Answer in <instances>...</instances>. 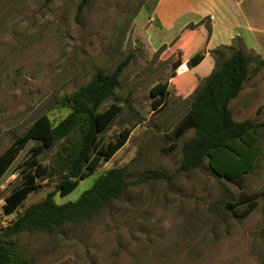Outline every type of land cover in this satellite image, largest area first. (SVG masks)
I'll use <instances>...</instances> for the list:
<instances>
[{"label":"rangeland","instance_id":"rangeland-1","mask_svg":"<svg viewBox=\"0 0 264 264\" xmlns=\"http://www.w3.org/2000/svg\"><path fill=\"white\" fill-rule=\"evenodd\" d=\"M79 1L0 0V153L40 115L52 125L62 120L70 111L67 95L123 62L119 84L101 106L117 102L122 109L99 137L106 144L123 127L130 134L67 195L57 190L58 177L37 178L40 187L6 215L4 197L20 185L24 165L33 157L51 164L64 140L52 148L27 142L0 174V229L46 194L54 193L57 204L72 201L105 170L124 167L126 192L89 220L12 238L30 264H264V127L256 133L261 153L238 180L218 176L207 158L177 171L193 130L174 139L173 131L199 78L191 69L177 74L176 67L188 60L181 40L196 29L160 46L180 33L181 24L155 31L150 16L157 0H89L77 12ZM253 48L264 58V47L256 42ZM162 82L169 83L166 94L152 95ZM263 104L264 66L230 101L233 118L261 123ZM150 169L170 178H144ZM250 195L255 206L244 215L248 204L241 201Z\"/></svg>","mask_w":264,"mask_h":264},{"label":"trees","instance_id":"trees-1","mask_svg":"<svg viewBox=\"0 0 264 264\" xmlns=\"http://www.w3.org/2000/svg\"><path fill=\"white\" fill-rule=\"evenodd\" d=\"M88 2L80 0L77 12ZM186 27L201 30L205 35L210 33L208 18L189 23ZM241 49L239 37L231 45L212 49L210 55L214 63L206 73L197 69L204 57L202 51L188 58L189 68L197 75L199 82L191 92L187 113L173 131L174 139L188 129L193 130V134L181 146L182 158L177 171L194 169L207 158L209 168L218 176L236 181L249 172L259 157L261 147L257 143L256 133L264 127V121L235 120L229 105L230 100L241 91L244 82L264 66V59L256 56L258 58L250 68L252 57ZM124 65V62L119 64L111 73L97 71L88 82L77 86L66 96V106L70 111L62 120L52 125L48 116L40 115L0 153L1 174L10 159L30 140L39 141L45 148H52L58 141L64 140L51 164H41L33 157L24 165L20 185L4 197V214H13L26 196L40 187L37 178L58 177L57 190L62 196L67 195L95 171L101 160L110 159L126 143L131 131L129 127H123L114 140L106 144L99 137L122 109L117 102L104 108L101 106L117 88ZM167 85L168 82L154 85L152 95L161 98L166 94ZM144 178L164 180L170 177L161 169H150L145 172ZM129 185L124 179V167H112L101 173L90 188L72 201L57 204L53 200L54 193L46 194L0 229V264H30L14 243V236L31 231H47L50 234L66 223L87 221L122 196ZM241 202L248 204L244 215L255 206V199L251 195Z\"/></svg>","mask_w":264,"mask_h":264},{"label":"crops","instance_id":"crops-1","mask_svg":"<svg viewBox=\"0 0 264 264\" xmlns=\"http://www.w3.org/2000/svg\"><path fill=\"white\" fill-rule=\"evenodd\" d=\"M156 4L150 16L152 22L157 21L155 31L172 29L181 24L180 33L169 43L162 42L160 46L173 44L187 30L189 23L208 18L209 34L205 35L201 30H189L181 40V43H185L182 49L187 59L197 51L203 52L204 57L197 69H202L204 73L214 63L210 51L231 45L236 37L240 38L241 50L246 55L254 54L256 42L264 47V0H157ZM254 55L264 59L260 54Z\"/></svg>","mask_w":264,"mask_h":264},{"label":"built area","instance_id":"built-area-1","mask_svg":"<svg viewBox=\"0 0 264 264\" xmlns=\"http://www.w3.org/2000/svg\"><path fill=\"white\" fill-rule=\"evenodd\" d=\"M189 65L187 61H181L176 67L177 74H184L189 71Z\"/></svg>","mask_w":264,"mask_h":264}]
</instances>
